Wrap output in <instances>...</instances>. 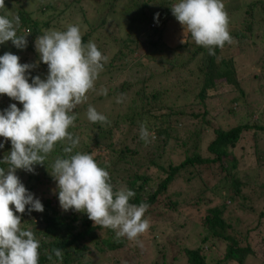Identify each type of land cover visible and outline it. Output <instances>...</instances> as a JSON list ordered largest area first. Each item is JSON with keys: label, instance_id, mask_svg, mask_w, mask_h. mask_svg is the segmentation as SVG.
Listing matches in <instances>:
<instances>
[{"label": "trees", "instance_id": "trees-1", "mask_svg": "<svg viewBox=\"0 0 264 264\" xmlns=\"http://www.w3.org/2000/svg\"><path fill=\"white\" fill-rule=\"evenodd\" d=\"M28 1L31 0L24 3L4 0L0 15L9 19L19 16L17 35L29 33L27 36L34 38L41 30L39 17L33 20V15L40 16V12L51 5L42 0L40 11H23ZM257 1L252 0L236 14L242 13V19L228 29L232 43H225L223 48L215 47V55H209L208 49L195 41L187 40L171 47L157 38H162L166 27L152 28L151 25L166 16L177 20L171 6L179 0H106L110 16L117 20L124 16L132 26L137 21L139 34L131 41L126 30L116 55L111 58L103 55L107 61L103 62L94 88L71 113L76 115V120L68 131L80 141L71 154L92 155L109 173L114 192L132 190L135 196L130 198V203L149 205L143 219L149 220L151 231L157 221L172 220L181 212V205L191 201L206 205L205 214L201 215L200 223H196L204 231V235L199 236V246H186L178 251L183 250L187 264H246L249 259L259 260L254 240L248 241L251 231L244 232L237 226L239 220L224 215L229 203L245 214H254L257 223L253 230H259L257 238L264 240V182L249 174H239L246 152L241 156L237 154L239 148H245L242 143L250 144L256 167L264 172V41L259 38L264 37V26L258 24L256 13L259 4L264 7V0ZM90 26L96 28L93 22ZM92 35L91 30L81 35L82 42L86 44ZM103 38L108 39L107 33ZM14 48L20 53L33 54L29 48ZM36 68L32 77L39 75L46 79L48 65L39 58ZM225 86L228 89L222 94ZM247 87H252L249 92ZM104 98L108 104L112 101V107L121 109L119 117L106 116V123H93L87 115L84 118L83 112H87L89 103L92 106ZM118 99L121 102L118 103ZM13 103L23 110L19 101L0 94V112ZM187 117L191 118L190 122ZM141 124L148 130L147 142L140 137ZM205 142L207 152L203 153L200 145ZM0 144L4 145L0 148L2 161L12 145L10 140L1 137ZM67 146H70L67 140L57 142L45 163L36 166L52 170L55 159ZM177 148L186 154L184 160L165 159L167 151L172 150L170 154H173ZM102 150L107 155L100 153ZM0 167L7 169L8 165L0 163ZM151 169H156L155 176L149 174ZM204 171L209 172L213 185L206 183V188L192 197H183L182 188L181 192L173 189L181 178L184 184L187 172L191 175L189 180L196 182ZM22 183L44 205L43 212H29L30 206H26L25 213H16L21 216L20 228L31 230L39 241V264H87V261L93 263L94 258L102 260L104 255V260L111 264H131L120 256L114 258L108 254L126 247L127 237L117 240L115 230L96 226L87 213L62 209L57 182L52 175L29 174ZM246 188L251 194L243 192ZM11 207L15 212L14 205ZM208 240L211 242L208 250L209 247L218 250L224 243L222 253L215 258H210L208 250L202 249ZM53 249L62 250L63 258H57ZM136 251L138 253V247ZM49 254H52L51 260ZM163 258L166 261V257Z\"/></svg>", "mask_w": 264, "mask_h": 264}, {"label": "clouds", "instance_id": "clouds-1", "mask_svg": "<svg viewBox=\"0 0 264 264\" xmlns=\"http://www.w3.org/2000/svg\"><path fill=\"white\" fill-rule=\"evenodd\" d=\"M3 6L4 0H0V7ZM171 10L184 31L191 34L197 45L207 48L209 55H215V47L232 43L222 0H179ZM156 16L158 19L159 14ZM19 25V16L9 19L0 15V44L11 41L17 48H26L27 35H17ZM181 42L185 43V39ZM35 48L49 72L46 79L39 75L31 77V83L29 70L38 64H21L20 57L11 52L0 56V94L23 105L21 110L13 103L0 112V137L10 140L12 145L0 161L8 165L7 169L0 167V264H39V241L31 230L20 228L21 216L16 213H25L26 206H30L29 212H43L44 205L26 189L16 170L34 173V165H43L56 143L63 140L70 142L63 149L70 155L57 157L50 171L57 182L62 209L87 213L96 226L115 230L117 240H136L150 227L149 220L143 219L149 205L129 202L134 191L114 192L109 173L92 155L71 154L80 142L68 131L76 120L71 113L94 88L107 57L94 42L85 45L80 28L75 25H69L65 31L47 30L36 38ZM87 118L93 123L107 122V117L91 105ZM148 136L145 124H141V139L147 142ZM3 146L0 144V148ZM53 252L57 258H63L62 250ZM48 259H52V254Z\"/></svg>", "mask_w": 264, "mask_h": 264}, {"label": "rangeland", "instance_id": "rangeland-1", "mask_svg": "<svg viewBox=\"0 0 264 264\" xmlns=\"http://www.w3.org/2000/svg\"><path fill=\"white\" fill-rule=\"evenodd\" d=\"M24 3V0H21ZM35 1L36 3L33 4ZM28 1L25 5L26 7L23 9V11H40L38 7H40L39 4L42 3V0H31ZM252 0H222V2L225 5V11L228 14L229 18V24L228 29L232 26H235L237 23H239L240 19H242L241 15L236 16V14L240 11H243L245 9V6H247ZM47 4H50L51 7L44 11L42 10L41 15L38 14L33 15V20L35 17H39V29L41 30L39 33L35 34V37L32 38L31 36H27V47L32 50L33 54H29L28 52L24 51L23 53L17 52L14 48V45L11 41H7L3 44H0V50L1 55H4L5 53L11 52L12 54H15L20 57V63L21 64H30V65H37L39 62L40 54L36 51L35 48V41L36 38L39 35H42L47 30L53 29V30H59V31H65L69 25H75L80 28L81 35H84L88 31L91 30L92 35L89 40H87L86 44L89 41L94 42L97 45L98 50L102 53V55L108 56L109 58L114 57L116 55L119 48V43H121V37L124 35V32L127 30L128 36L130 40L132 41L137 37L139 34V24L136 21L133 25L134 28H132V24H130V20L128 18H123L122 16L119 20L117 18H113L110 16L111 11L106 6V0H47L44 1ZM49 2V3H48ZM70 2V3H69ZM256 2H258L256 0ZM69 3V4H66ZM33 4V5H32ZM99 4H103L102 6L98 7ZM5 5V4H4ZM32 5V6H31ZM98 7V8H96ZM27 8V9H26ZM100 9V11H99ZM18 12V11H17ZM257 17L258 24L260 26H264V7L263 5L257 6ZM14 13L13 15H15ZM238 17V18H236ZM232 18V19H231ZM37 19V18H35ZM95 24L96 28L91 29L90 24ZM155 25L152 26V28L158 27H166L164 35L162 38L157 37L158 39L166 42L168 46L175 47L178 44H181L182 40L185 39V42L188 40L189 42H193L194 39L189 35L188 32L184 31V27L181 25L178 20L170 19V17H165L161 22L155 21ZM166 22V25L163 23ZM128 27L125 29V27ZM125 29V30H124ZM107 33L108 39L103 38V34ZM130 33V34H129ZM27 35L29 33H26ZM257 34V32H255ZM33 35V34H32ZM96 35L99 37L97 38ZM113 36V39L110 40V36ZM264 41V37L260 36ZM117 42V43H115ZM85 44V45H86ZM184 44V43H183ZM104 45V47H103ZM192 47V44L191 46ZM130 49V48H129ZM248 51V50H247ZM250 52V51H249ZM136 53V52H133ZM140 55V54H139ZM256 57V56H255ZM254 57V58H255ZM38 67V66H36ZM36 67L30 69V77L33 76V72L37 69ZM26 75H29V73H26ZM252 87H247L246 90L249 92V90ZM227 86L222 88V94H225L224 91H227ZM224 90V91H223ZM114 96V95H113ZM115 97V96H114ZM113 98V97H112ZM106 98L97 101L98 103L92 105L99 113L105 115V116H112V117H119V113L117 107H112L111 103L109 104L106 102ZM264 102V101H263ZM89 103V102H87ZM91 105V103H89ZM121 110V109H120ZM87 112H83L84 118H86ZM189 122L191 121L190 117H187ZM5 139L4 137H1ZM201 141V140H200ZM245 145V148H239L237 150V154L239 156L245 154V158L241 159L240 162V175H252L255 176L256 179L264 182V172H260L259 168L256 167L257 163L254 160L253 155V148L250 144H241ZM65 148V147H64ZM175 148V146H174ZM207 142L200 145V150L203 153H206L207 150ZM105 150V149H104ZM176 152L173 151V154H170L171 151H167L165 154V159H171L174 162H179L185 159V153L181 148L175 149ZM100 153L107 155L105 151H100ZM66 155L64 151L61 152L60 157ZM247 158V159H246ZM35 172H28L23 169H17L16 175L22 180H26L29 174H40L43 176V174H50L51 169H45L40 168L36 165H34ZM202 169L204 170V166H202ZM263 171V170H262ZM150 175L155 176L156 169H151L148 171ZM51 175V174H50ZM189 177L191 175L187 172L186 177L184 180V184L182 183V178L180 180H177L176 183L173 186V189H176L175 191H182L183 197H192L196 193L202 191V189L206 188V183L208 185H213V181L211 182L209 179L212 177L209 175V172L204 171V174L202 175V178L200 175L197 176V181L189 180ZM23 180L21 182H23ZM182 188V190H181ZM203 189V190H204ZM149 189L147 188L146 191ZM58 191V189H57ZM243 192L246 194H251V190L249 188H246ZM229 203V202H227ZM230 207L227 210V212L224 214L227 218H234L239 220L238 225L242 227L243 231H251L249 236V242L251 240H254V245L258 250L259 260L253 261V259H249L246 264H264V240L261 238H257L259 230L254 231L253 227L257 223V217L254 214H245L241 212L240 210H237L236 208L231 207L232 204H228ZM181 212L174 216L172 220L168 221H157L155 223V228L150 230L151 228L144 232L143 234L139 235L136 240H129L128 239V245L124 247L123 249H120L118 252H110L111 256H114V258L117 256L123 260H128L131 264H187V259L185 255L181 252L178 253L180 248H184L186 246L190 248L198 247L200 244V235H204V231L202 228L196 223H200L202 217L201 215L207 210L206 205L204 203H201V205H198L194 201H191L190 203H187L186 205H181ZM205 214V213H204ZM203 214V215H204ZM202 215V216H203ZM151 225V223H150ZM250 229V230H249ZM202 231V233H201ZM150 238H153L155 241H151ZM210 240H208L203 246V250H208V246L210 244ZM246 244V243H244ZM139 248V251L137 253L136 248ZM224 243H221L219 245L218 250L211 249L209 247V250L207 251V254L210 258L217 257L218 253H222L224 248ZM166 257V261L161 259V257ZM106 258V255H104ZM102 258V260H99L97 258H94V262H88L87 264H111L108 261H105V258ZM160 260L158 263L157 261ZM113 261V259H112ZM115 261V260H114ZM114 264V263H112ZM229 264H235V263H229Z\"/></svg>", "mask_w": 264, "mask_h": 264}, {"label": "built area", "instance_id": "built-area-1", "mask_svg": "<svg viewBox=\"0 0 264 264\" xmlns=\"http://www.w3.org/2000/svg\"><path fill=\"white\" fill-rule=\"evenodd\" d=\"M152 26H154V24H152Z\"/></svg>", "mask_w": 264, "mask_h": 264}]
</instances>
